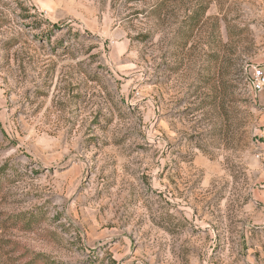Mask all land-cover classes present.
Segmentation results:
<instances>
[{
	"label": "rangeland",
	"instance_id": "1",
	"mask_svg": "<svg viewBox=\"0 0 264 264\" xmlns=\"http://www.w3.org/2000/svg\"><path fill=\"white\" fill-rule=\"evenodd\" d=\"M258 71L264 0H0V264H264Z\"/></svg>",
	"mask_w": 264,
	"mask_h": 264
},
{
	"label": "built area",
	"instance_id": "2",
	"mask_svg": "<svg viewBox=\"0 0 264 264\" xmlns=\"http://www.w3.org/2000/svg\"><path fill=\"white\" fill-rule=\"evenodd\" d=\"M256 78L253 90L255 93H260L264 89V74L261 71H258Z\"/></svg>",
	"mask_w": 264,
	"mask_h": 264
},
{
	"label": "trees",
	"instance_id": "3",
	"mask_svg": "<svg viewBox=\"0 0 264 264\" xmlns=\"http://www.w3.org/2000/svg\"><path fill=\"white\" fill-rule=\"evenodd\" d=\"M15 223H18V221L16 220ZM27 225H32V222H28Z\"/></svg>",
	"mask_w": 264,
	"mask_h": 264
}]
</instances>
